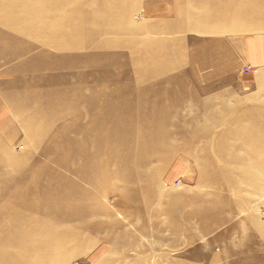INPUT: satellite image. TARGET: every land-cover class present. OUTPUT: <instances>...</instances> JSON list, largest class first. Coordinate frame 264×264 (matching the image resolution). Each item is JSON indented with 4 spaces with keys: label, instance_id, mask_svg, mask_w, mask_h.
I'll use <instances>...</instances> for the list:
<instances>
[{
    "label": "rangeland",
    "instance_id": "374dc122",
    "mask_svg": "<svg viewBox=\"0 0 264 264\" xmlns=\"http://www.w3.org/2000/svg\"><path fill=\"white\" fill-rule=\"evenodd\" d=\"M55 1L0 0V129L12 117L10 102L19 101L21 94L35 103L48 102L52 99L46 95L48 86L58 84L63 75L75 88L50 93L72 98L76 107L69 108L66 117H56L53 130L40 139L41 128L51 124L46 118L49 113L43 107H26L27 100L22 101L21 116L27 123L16 126L18 143L42 140L28 158H46L45 142L81 137L79 130H69L72 120L82 126L98 119L99 108L93 102L82 103L89 110L81 106L77 97L81 91L88 99L104 103L112 99L113 104L110 91L117 90L115 102H133L132 110L145 112L122 120L126 130L137 135L131 138V147L139 159L130 175L138 193L144 195L134 199L139 205L133 200L123 203L126 213L119 214V220L133 231L138 248L128 251V261L122 263L104 260L112 246L105 240L95 241L88 254L71 264H264V175L257 174L264 170V21H258L254 13L246 14L242 16L246 27L239 28L223 24L219 12L211 20L202 19L206 12L212 15L215 7L203 0L190 1L191 5L187 0H105L97 5L92 0H71L64 12L56 4L48 6L47 2ZM244 1L237 0L236 6L244 7ZM249 1L258 4L260 0ZM132 2L137 5L128 22L118 11L121 4L127 8ZM228 2H221L222 9L230 7ZM7 8L20 12L6 13ZM100 8L110 10L107 24L98 15L90 21L91 13ZM79 10L89 11L90 16L79 18ZM31 15V24L23 22ZM197 18L202 20H193ZM122 26L127 27L121 30ZM43 31L47 44L40 52L43 41L37 36ZM161 50L165 56H154ZM39 54L43 56L37 60ZM35 71L38 74L31 78ZM27 77L30 80L19 86ZM55 111L49 116L60 114ZM160 117L167 118L159 125L176 151L170 158L145 160L144 138ZM218 119L225 123L218 125ZM107 127L98 123L82 133L103 131L102 140L113 141ZM28 128L34 136L28 135ZM160 130L155 136L160 137ZM194 136V141L186 143ZM16 147L20 155L28 149ZM101 152L118 154L108 147ZM152 173L157 179L146 182L144 177ZM152 189L160 197L149 203L146 195ZM206 209L210 210L208 230L202 228L204 213H197ZM150 215L153 224L147 228L145 216ZM86 234L88 239L97 238L92 232Z\"/></svg>",
    "mask_w": 264,
    "mask_h": 264
},
{
    "label": "bare ground",
    "instance_id": "6f19581e",
    "mask_svg": "<svg viewBox=\"0 0 264 264\" xmlns=\"http://www.w3.org/2000/svg\"><path fill=\"white\" fill-rule=\"evenodd\" d=\"M92 1L97 5L102 4L105 0ZM190 1L193 0H187V3L189 2L191 5L192 2L190 3ZM223 1L224 0H203L204 4H210V8L213 6L215 7L210 10V12L212 11V15L207 16L208 13L206 12L201 18L211 20L219 12L218 19H220L223 24L232 23L239 28L246 27V25L242 23L244 19L242 16L246 14L254 13L258 17L257 19L260 18L258 21H264V6H258V4L264 2V0L256 2L258 4H252L249 0H243L244 7L236 6L235 2L237 0H229L228 3H231V5L226 9H222L221 2ZM75 2L76 1H74V4ZM218 2L220 3L218 4ZM47 3L49 7L56 4L57 9L60 8L59 10L62 9L64 12L67 4L69 5L73 2L71 0H58ZM88 3H90V0ZM120 4L121 3H119V5ZM136 5L137 3L132 2V4L126 8L121 4V9L118 12L128 21L129 14ZM195 7L196 6H194L193 9H195ZM210 8H207L208 12ZM190 9L189 7V10ZM201 9L203 8L201 7ZM200 10H198V12ZM13 11L17 13L20 12L19 9H5L6 13H11ZM199 13L201 15V11ZM109 14L110 10L104 8L98 9L97 12H92L91 16L89 11H78L79 18L88 15L90 16V21H92V19L98 15L101 22L104 24L108 23L109 18L107 17ZM32 15H34V13ZM32 15L24 19L23 22L31 24L34 20ZM201 18H197L199 20H193L201 21ZM5 19V25H10V18L7 17ZM255 23L258 25L257 21ZM255 23L253 24L255 25ZM126 27L122 26L121 30ZM103 30L105 31V29ZM49 32L53 33L50 28ZM38 37L43 41V46L39 51L44 52V46L47 44L44 38L45 32L39 33L37 38ZM34 48L36 47L31 45V49ZM157 54L158 55L154 54L157 58L165 56L164 50L158 51ZM42 56L43 55L39 54L37 60L42 59ZM156 57L154 58L156 59ZM37 74L38 73L35 71L31 75V78ZM47 74L50 78L55 77L52 74H50V76L49 73ZM28 80H30V77L21 80L19 86H24L25 82H28ZM57 83L56 85H52L53 87L48 86L47 88L49 92H46V95L52 96V99L48 102H41L39 104L37 101L38 103H35L34 101H30L29 96L24 98L21 94V97L18 98L19 101L10 102L9 106L6 105L12 117L9 121H5L3 127L0 129V264H71L75 262L77 257L88 254L95 241L104 240L112 246V250L105 256L104 260L109 258L120 260L122 263H125L128 257L127 252L137 249L138 246H136V243L138 242H135L134 237H132L133 231L131 232L130 229L127 230L124 228L125 225L123 221L119 220V214L123 212L126 213V210L122 209L126 202H132L133 200L132 203H135L134 199L144 194L138 193L139 191L134 187L136 180L133 176L131 178L130 175V173L136 169L135 163H137L139 159L131 147V138L136 134L131 130H126L122 120L123 118L130 119L136 115V113L144 115L145 112L142 109L141 111L139 109L132 110L131 105L133 102L128 103L126 100L115 102V95L119 93L117 90L110 91V95L114 96L113 104L110 103L112 99L106 100L105 103L99 102L97 98L93 97V100L88 99L85 97L87 95L81 91V93L77 95L79 102L81 104L85 103L86 99L93 102V107L95 109L99 108L98 119L90 123H85V125L82 126L78 120H72L68 127L69 130H79L78 134L81 137L71 136V138H66L63 141L56 140L45 142L46 147L44 149V155L46 158L42 160L40 157L34 159L31 157L28 158L27 154L29 152L31 153L32 150L36 152L42 140H37L36 142L28 140L24 143H18L19 139H17V137L19 129L16 126L20 125L25 127L27 123V119H23L21 116V110L24 108L22 106V101L24 102L27 100L25 106L29 108L40 109L43 107L49 114H53L51 112L59 110L58 113L60 114L55 117L46 114V118L50 120L51 124L48 123L43 129L41 128V133L39 132L37 136L39 139L41 135L45 136L44 134L53 130L52 125L55 123L56 117L62 119L66 117L67 111L73 109V106L74 108L76 107L72 98L68 99L50 93L54 92L55 89L75 88V83L68 82L64 75ZM31 95H34V93H31ZM5 97L7 98V96ZM8 101L9 99L5 101L6 104H8ZM107 104H110L111 107ZM81 106H86L89 110L87 105L82 104ZM84 113H87V111ZM165 118L166 117H160L154 120V126L152 125L147 130L148 134L144 138L146 144H142L146 155L145 160L150 158L159 159L163 156L170 158L176 151V148L172 147V144L170 145L171 139H169V136L164 131V126L162 127L159 125L160 122L162 123L167 119ZM30 119H32V117H30ZM217 121L218 125L220 123H225L223 119H218ZM10 123L12 124L10 125ZM98 123H103L108 126L107 133L114 137L113 141L108 139L102 140L103 131L99 133L97 130H94L92 133L86 132V134L83 135L82 132L85 127L96 128ZM160 128V137H157L155 134H157ZM28 129V135L34 136L35 134H32L33 130L30 131V128ZM61 129L62 133H64L65 130L67 132L66 128ZM195 139L194 136L186 143L189 144ZM119 140H123L124 144H120ZM5 145H8L10 148H7ZM18 145L20 147H27V151L20 155L17 152L18 149H16L19 148L16 147ZM105 147H108V149H115L118 154L106 156L103 152L99 153V151L104 150ZM257 174L263 176L264 170L262 173L260 171L257 172ZM155 179H157L155 173L147 174L146 177H144L146 182L155 181ZM126 180L127 182H125ZM158 194V190L156 189L148 191L146 198L149 199V203L160 197ZM112 196L115 202L114 205H112L113 203L110 204ZM120 202L121 205L119 204ZM209 211L210 210L206 209L198 210L197 212L198 215L204 213L201 218L202 221H204V223L202 222V228L205 230L210 229L209 226H211L208 225L210 221H206ZM144 222L145 226L148 228L149 225L153 224L152 216H145ZM65 223H70V226H64ZM212 224L217 225L220 224V222L214 221ZM87 232L96 234L97 238L91 239V237L88 239ZM152 246H154V244H152Z\"/></svg>",
    "mask_w": 264,
    "mask_h": 264
},
{
    "label": "built area",
    "instance_id": "2783aa9c",
    "mask_svg": "<svg viewBox=\"0 0 264 264\" xmlns=\"http://www.w3.org/2000/svg\"><path fill=\"white\" fill-rule=\"evenodd\" d=\"M248 69L250 70V68H247V70H248Z\"/></svg>",
    "mask_w": 264,
    "mask_h": 264
},
{
    "label": "crops",
    "instance_id": "0c3cea01",
    "mask_svg": "<svg viewBox=\"0 0 264 264\" xmlns=\"http://www.w3.org/2000/svg\"><path fill=\"white\" fill-rule=\"evenodd\" d=\"M255 66V65H254Z\"/></svg>",
    "mask_w": 264,
    "mask_h": 264
}]
</instances>
